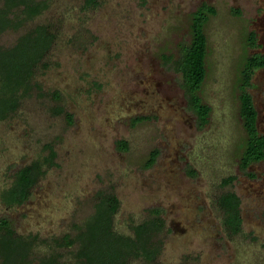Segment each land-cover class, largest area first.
Listing matches in <instances>:
<instances>
[{"label":"rangeland","instance_id":"1","mask_svg":"<svg viewBox=\"0 0 264 264\" xmlns=\"http://www.w3.org/2000/svg\"><path fill=\"white\" fill-rule=\"evenodd\" d=\"M46 2L0 33L5 48L39 25L54 34L31 88L21 89L17 107L0 116V218L31 242L24 264H46L51 256L82 263L81 236L109 194L119 200L112 218L117 236L135 239L134 227L153 218L165 223L148 235L154 255L139 250L126 264H264V159L240 167L247 131L239 98L246 58L264 52V0ZM204 2L217 13L206 25L201 94L211 117L201 127L171 58L189 40L191 14ZM16 11L11 17L23 18ZM252 30L258 47L249 44ZM252 82L264 133V68ZM141 115L149 117L137 122ZM155 149L156 162L146 167ZM35 163L42 172L28 199L9 203L19 171ZM229 176L234 181L224 185ZM230 191L241 198L238 232L226 226L219 202ZM65 235L73 245L63 243ZM18 261L14 256L10 264Z\"/></svg>","mask_w":264,"mask_h":264},{"label":"trees","instance_id":"2","mask_svg":"<svg viewBox=\"0 0 264 264\" xmlns=\"http://www.w3.org/2000/svg\"><path fill=\"white\" fill-rule=\"evenodd\" d=\"M0 5V33L8 28H18L24 19L40 13L46 6V0H1ZM87 6H95L98 0H86ZM21 11L24 14L11 17L12 12ZM16 11V12H17ZM217 8L207 2L202 3L191 14L189 40L180 43L178 54L171 58L175 70L180 74L182 85L186 93L189 107L197 115L198 124L206 126L211 117V106L204 102L201 94L203 84L208 74L207 58L209 54L208 35L206 25ZM54 40V34L47 27L39 25L33 30L20 36L16 45L10 48L0 47V116L15 109L19 103L18 93L21 89L28 91L31 88L33 75L38 65L44 59ZM252 47L260 46L255 31L248 36ZM264 68V52H255L249 55L241 69L240 88V115L247 131V139L240 157V167L247 170L253 163L264 159V133L258 124L259 111L251 88L252 78L257 70ZM61 111V110H60ZM149 116L141 115L137 122ZM72 122V115H69ZM121 147L127 148L126 141L120 142ZM53 151L49 162L55 158ZM159 151L153 150L146 162L151 167L157 159ZM42 166L40 163L22 168L13 187L7 194L9 203L18 204L26 201L31 188L37 182ZM235 176L223 179V184L233 182ZM219 202L226 211L225 224L232 232L241 230V198L236 192L223 193ZM97 215L88 222L85 233L81 236L82 247L78 252L82 263L78 264H126L127 258L137 255L143 250L147 257H152L157 248H148V235L154 230H160L165 223L160 218H153L136 225V238L117 236L112 229L113 214L117 212L119 200L109 194L103 197ZM5 231L0 237L1 255L3 264H10L14 256H19L16 264H24L29 254L31 242L23 237L16 236L7 218L0 219V231ZM63 243L73 245L75 239L70 235L63 237ZM57 264L59 263L56 261ZM48 264V263H47ZM52 264H54L52 262Z\"/></svg>","mask_w":264,"mask_h":264},{"label":"flooded vegetation","instance_id":"3","mask_svg":"<svg viewBox=\"0 0 264 264\" xmlns=\"http://www.w3.org/2000/svg\"><path fill=\"white\" fill-rule=\"evenodd\" d=\"M1 219V218H0ZM0 237H1V234H0ZM27 241H29V240H27ZM30 242V241H29ZM71 246V245H70ZM31 248V247H30ZM30 248H29V251H30ZM2 258H3V256H2ZM3 261H4V258H3V260H2V263L1 264H3ZM56 261H58L59 263L58 264H68V263H63V262H61L56 256H51V257H49L48 259H47V261H46V264L48 263V264H52V262L54 263V264H57V262Z\"/></svg>","mask_w":264,"mask_h":264}]
</instances>
